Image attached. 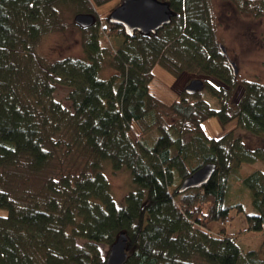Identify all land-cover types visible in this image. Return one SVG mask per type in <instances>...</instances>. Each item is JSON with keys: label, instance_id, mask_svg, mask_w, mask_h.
<instances>
[{"label": "trees", "instance_id": "trees-1", "mask_svg": "<svg viewBox=\"0 0 264 264\" xmlns=\"http://www.w3.org/2000/svg\"><path fill=\"white\" fill-rule=\"evenodd\" d=\"M106 1L0 0V264H105L121 232L128 237L124 264H264V240L259 250H244L236 240L264 228V169L253 167L264 160V84L237 80L208 0H161L174 15L155 33L130 36L109 16L105 25L97 16L83 58L34 56L65 9L96 13ZM229 1L264 17V0ZM103 35L120 38L117 48L106 51ZM157 64L178 80L195 72L215 78L220 84L206 79L203 88L220 107L186 85L168 104L180 122L161 125L163 104L150 91ZM106 66L116 70L108 78L101 74ZM57 83L70 88L67 108L54 98ZM212 117L237 122L212 136L203 125ZM244 135L260 145L249 146ZM73 155L83 164L78 172L49 177L38 190L21 189L30 174L56 170ZM209 162L217 167L209 181L179 191ZM106 164L130 173L121 200ZM245 165L252 168L243 174ZM234 181L240 191H233ZM246 192L249 211L234 199ZM235 213H244L246 225L229 232ZM214 221L222 227L212 229Z\"/></svg>", "mask_w": 264, "mask_h": 264}, {"label": "rangeland", "instance_id": "rangeland-1", "mask_svg": "<svg viewBox=\"0 0 264 264\" xmlns=\"http://www.w3.org/2000/svg\"><path fill=\"white\" fill-rule=\"evenodd\" d=\"M210 10L213 14V23L215 26L216 37L220 44H223L228 52L231 60L236 62L239 72L236 75L239 81H258L264 84V17L255 16L248 11H241L233 2L229 0H208ZM116 7V0H108L96 7L94 11L76 12L70 8L63 11L60 19V27L57 26L51 33L46 34L37 47L32 52L37 59H43L46 62H53L65 57L83 58L85 56L84 41L91 34V28H83L76 23L75 17L79 13H92L96 18L105 25V18L110 15ZM103 25V24H102ZM119 39L100 38L101 45L106 51L116 49ZM105 65V64H104ZM107 65V64H106ZM154 79L150 83V91L163 104L160 106V124L169 126L173 123H179L180 119L168 109V104L179 97V92L188 85L193 79H208L211 83L220 84L215 78H208L205 74L185 73L178 80L176 76L167 71L162 65L157 64L154 67ZM116 70L110 66H106L102 71L103 77H110ZM70 88L64 84L57 83L55 85L54 98L60 101L66 108L70 106L67 95ZM243 88L241 85L237 87L232 101L236 103L241 96ZM199 96L205 99L212 108H219V101L212 96L206 88L199 90ZM189 99H192L190 97ZM236 119L226 124H222L216 117L207 119L204 122V128L209 135L220 136L229 131L236 125ZM245 136V135H244ZM157 134L152 135L155 139ZM247 144L252 147L259 146L260 143L250 136L244 137ZM66 158L63 165L53 166L47 170V173H39L33 176L29 175L27 181L23 180L21 189L38 190L49 177L61 175L60 173L78 172L82 162L76 155ZM253 167H261L264 169V160H258ZM252 167L245 165L242 173L246 174ZM104 172L112 184V191L118 200H121L130 189V173L125 169L115 171L110 165H104ZM73 174V173H72ZM236 177V174L232 175ZM238 181L232 183L233 191H240ZM236 197V198H235ZM234 199L242 202L247 211L251 209V201L246 193L234 195ZM5 211L0 209V213ZM244 213H235L234 220L227 225L229 232H237L245 227ZM212 229H219L222 225L219 222H211ZM81 244L85 242L83 239H77ZM237 242L244 249H261L264 240V228L258 231L242 232L236 236ZM109 247L104 246L103 251H107ZM263 249V248H262Z\"/></svg>", "mask_w": 264, "mask_h": 264}, {"label": "water", "instance_id": "water-1", "mask_svg": "<svg viewBox=\"0 0 264 264\" xmlns=\"http://www.w3.org/2000/svg\"><path fill=\"white\" fill-rule=\"evenodd\" d=\"M173 15L174 10L167 1L123 0L120 5L112 10L109 20L112 23L122 25L126 33L131 36L137 31L143 34L155 33L164 25L170 23ZM75 21L82 27H90L95 22V16L92 13H79L76 15ZM220 48L226 54L234 74L238 75L239 69L236 62L230 59L223 44H220ZM203 87L204 81L196 78L185 87V90L194 93ZM216 168L215 163H207L185 178L179 191L203 186L215 173ZM127 242V235L125 232H121L111 245L105 264H124L128 258Z\"/></svg>", "mask_w": 264, "mask_h": 264}, {"label": "bare ground", "instance_id": "bare-ground-1", "mask_svg": "<svg viewBox=\"0 0 264 264\" xmlns=\"http://www.w3.org/2000/svg\"><path fill=\"white\" fill-rule=\"evenodd\" d=\"M237 78V77H236Z\"/></svg>", "mask_w": 264, "mask_h": 264}, {"label": "flooded vegetation", "instance_id": "flooded-vegetation-1", "mask_svg": "<svg viewBox=\"0 0 264 264\" xmlns=\"http://www.w3.org/2000/svg\"><path fill=\"white\" fill-rule=\"evenodd\" d=\"M205 82V81H204Z\"/></svg>", "mask_w": 264, "mask_h": 264}]
</instances>
